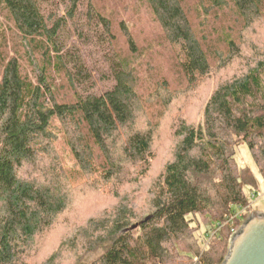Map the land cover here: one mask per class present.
I'll return each instance as SVG.
<instances>
[{
    "label": "trees",
    "instance_id": "16d2710c",
    "mask_svg": "<svg viewBox=\"0 0 264 264\" xmlns=\"http://www.w3.org/2000/svg\"><path fill=\"white\" fill-rule=\"evenodd\" d=\"M141 1L189 86H200L218 65L233 71L199 122L174 124L173 152L154 179L157 132L177 94L167 78L148 76L157 68L149 72L139 61L124 20L98 0L54 1L55 11L45 9L47 0H0L8 24L0 19V264H178L202 251L194 222L212 233L205 263L222 264L233 230L249 216L235 219L258 181L238 165L236 151L248 147L264 180V47L248 59L243 34L231 28L211 45L194 26L188 0ZM228 3L244 31L264 18V0H200L192 9ZM70 25L80 39L85 30L88 38L99 34L112 50L115 84L104 95L70 44ZM87 188L107 191L113 205L73 225L46 255L48 238L61 223L71 226L75 197Z\"/></svg>",
    "mask_w": 264,
    "mask_h": 264
},
{
    "label": "rangeland",
    "instance_id": "374dc122",
    "mask_svg": "<svg viewBox=\"0 0 264 264\" xmlns=\"http://www.w3.org/2000/svg\"><path fill=\"white\" fill-rule=\"evenodd\" d=\"M54 1H57L59 4V0H51L50 3H48L47 0L45 9L48 11H55V5H50ZM199 1L200 0H188L189 8L192 10L191 20L194 26L198 28L200 35L204 37L206 35L211 45H213V41H220L219 34L225 32L226 28H231L235 32L243 34L244 38L241 40V42H243L242 46L244 47L243 53H245L248 59L251 60L255 56V52H258L259 49L264 47V18L244 31V22L238 18L231 3H228L224 9H218L212 6H205V8H203L202 5H199L200 9H198L197 14L192 8L196 7ZM87 6L86 3L82 5L79 9L80 13L83 15L87 14ZM98 6L117 13L116 17L118 21L124 20L140 48L138 54L141 58H139V61L147 65L146 67L149 72L157 68L155 73L148 74V76L153 75L155 79L159 80L167 78L171 82L170 87L172 86V90H175L177 94V98L170 104L171 106L163 117L164 119H162L159 131L157 132L158 135L155 141V146H157V160L153 162L150 174V178L154 179L160 174L164 164L169 160L173 152L176 139L171 131L174 124H176L179 118H185L187 121L194 123L199 122L214 88L218 85L220 80L231 75L233 71L230 67L222 68L218 65L204 83L193 89V86H189L181 77L180 72H177V69L174 68L176 66H174L176 52L174 48H170L169 50L168 45L163 43V36L146 3L141 0H98ZM60 9L61 15H64L65 11L62 6H60ZM0 19L2 24L4 23L5 26L8 25L3 16H1ZM82 24H87L85 16L83 17ZM70 30L72 31L70 44L78 46L87 68L92 73L94 80H96L98 93L104 95L111 90L115 84L112 73V68L115 63L112 50H110L107 42L98 40L99 34L96 35L94 33V38H88L85 30L84 38L80 39L75 35V31L71 25ZM100 32L102 31L99 30V33ZM120 39V43L123 46L122 48L126 51L124 39ZM11 45L12 35H10L9 42V46ZM11 55H13V52H11ZM137 56L138 55L134 57L136 62L139 57ZM153 60L155 64L149 69V62H153ZM241 62L242 61H239V63ZM23 67L26 73L32 77L35 76V70H33L32 67L29 69V65L26 62H24ZM140 121L144 123V118L141 117ZM251 155L248 147L246 145H241L236 151V160L241 168L249 167L258 181V187L255 188L256 190L246 189L250 198L249 201L252 204L251 210L264 212V180ZM68 166H72V161L68 160ZM87 189L88 190H84L83 193L75 197L74 211L70 214L69 218L71 226L68 227L65 223H61L58 229L53 231L52 235L48 238V246L45 251V253L47 252L46 255L52 250H55L60 240L71 231L73 225L80 224L105 207L113 205L112 198L107 195V191L101 190L96 193L93 189ZM131 190H133V188L129 189V191ZM253 194H255V197H253ZM196 226H199V230L196 231L195 234L197 238L200 239L198 242L200 243L202 251L200 254H193L190 257L188 256V258L182 259L178 264H193L196 258H199L202 264H206L203 252L208 248V244L212 239V233H206L205 226L202 224L200 225L199 222L192 223V227ZM43 255L41 254V256H38L39 259H41ZM94 258L95 257L92 256L91 260Z\"/></svg>",
    "mask_w": 264,
    "mask_h": 264
},
{
    "label": "water",
    "instance_id": "95a60500",
    "mask_svg": "<svg viewBox=\"0 0 264 264\" xmlns=\"http://www.w3.org/2000/svg\"><path fill=\"white\" fill-rule=\"evenodd\" d=\"M222 264H264V212L249 214L233 234Z\"/></svg>",
    "mask_w": 264,
    "mask_h": 264
},
{
    "label": "built area",
    "instance_id": "2783aa9c",
    "mask_svg": "<svg viewBox=\"0 0 264 264\" xmlns=\"http://www.w3.org/2000/svg\"><path fill=\"white\" fill-rule=\"evenodd\" d=\"M253 197H255V194H253ZM251 209H252L251 203L248 206L239 209V211L235 215V219L243 220L247 214L249 215L252 212ZM233 232L235 233L234 230H233ZM193 264H202V262L199 258H196L194 260Z\"/></svg>",
    "mask_w": 264,
    "mask_h": 264
}]
</instances>
